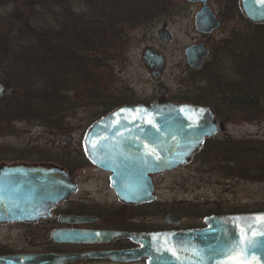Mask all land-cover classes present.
<instances>
[{
  "label": "rangeland",
  "instance_id": "obj_1",
  "mask_svg": "<svg viewBox=\"0 0 264 264\" xmlns=\"http://www.w3.org/2000/svg\"><path fill=\"white\" fill-rule=\"evenodd\" d=\"M63 1L47 0L46 6L58 10ZM66 1L74 5L72 8L74 14L79 10L82 18L91 15L90 11L94 8L97 10V5H104L106 2L113 4V0ZM19 3L16 0H0V81L4 83L12 77L13 64L9 61L17 56L11 57L7 53L12 55L24 44L31 43L25 42L31 40L30 36L20 41L13 37L15 34L16 36L27 34L23 29L29 21L25 19L26 16H21L24 7ZM43 3L44 0H36L35 8L42 10ZM211 6L215 13L225 18L224 25L216 34L218 38L231 36L238 47L244 44L254 51L257 48L258 50L247 55V59L237 54L236 60L232 63L234 68L224 63L225 57L222 56L213 71L215 75L208 76L209 69H205L204 76L195 84H189L184 48L194 41L201 40V37L193 23L197 7L185 3L184 0H128V10L121 9L120 15L115 11L114 14H110L113 17L103 14L104 21L99 18L91 21L90 26L102 28H96L94 32L91 30L95 38H91L93 41L87 43L82 32L83 23L80 22L78 25L69 18L68 21L76 25L70 28V33L62 35L63 41L64 38L69 41L66 42L69 49L66 47L58 50L57 53L63 55L61 59L53 57L50 58L52 61H47V65L41 63L40 71L43 70L44 77L24 82L28 89L18 88L19 94L8 88L7 94L0 99V162L20 158L27 160L54 158L66 161L68 154L67 163L70 162L73 168L77 167L74 171L78 172L80 182H94L95 172L87 170V166L77 163L78 160L74 158L79 156L82 150L78 145L80 138L89 125L103 115L106 105L108 107L111 102L128 100V88L138 93L152 92L154 84L143 62V50L147 45H152L163 48L168 55L169 63L164 83L174 93H197L199 86L203 93L213 92L217 95L215 102L220 104L221 115L224 119H229L226 121L225 131L229 138L224 137V132L219 133L213 137L206 149L195 154L190 163L155 176L158 199L146 210L153 213L166 210L167 207L164 205H170L177 211L176 214L185 215L182 221L185 225L194 222L204 223V216L212 213L232 212L237 209L241 212L263 211L264 42L261 40L263 30L259 31L258 26L242 17L240 0H211ZM76 7L79 9H75ZM102 12L105 11L100 13ZM37 14L43 15L42 11H37ZM41 17L30 21L35 29L38 26H46L47 21ZM166 20L169 23L167 29L174 34L171 43L163 42L158 37V31L164 28L163 22ZM103 22L106 23L105 27ZM67 27L69 28V24ZM128 29L132 34L130 46ZM58 39L55 40L59 41ZM103 42L112 43L110 47L100 49L103 54L100 58L106 62L105 65L95 66L101 61L95 60L94 65L90 63L92 60L89 57H86L87 66H84V62L83 66L79 64L83 54L85 56L89 52L92 54L91 49H98L92 46ZM16 44L20 46L16 47ZM80 45L84 46L85 50L81 54ZM21 56L23 54H20ZM74 58L77 59V64H74ZM22 60L25 62V58ZM38 66V63L30 65L21 63L17 64L16 68L35 76L34 73L39 70ZM211 66L210 64L209 68ZM46 81L48 85L51 84L47 92L43 87L46 86ZM56 87L54 102L52 89ZM30 89L36 90L37 94H34L33 98L30 96L32 103L30 106H22ZM42 90H45V96L41 95ZM199 92L201 94V91ZM216 92H220V95ZM37 98L38 100L49 98V101L47 104H38ZM226 103L233 106L229 108L222 106ZM70 133L73 135L72 143L66 140V135ZM184 202L191 205L185 206ZM159 214H156L158 221L164 222ZM18 230L20 234L16 238ZM36 233H33V228L30 227L18 229L9 225L0 228V238L10 240L11 246L16 249L30 248L32 243L29 235ZM16 239L20 241L19 244L16 243L18 242Z\"/></svg>",
  "mask_w": 264,
  "mask_h": 264
},
{
  "label": "water",
  "instance_id": "obj_2",
  "mask_svg": "<svg viewBox=\"0 0 264 264\" xmlns=\"http://www.w3.org/2000/svg\"><path fill=\"white\" fill-rule=\"evenodd\" d=\"M191 2L208 0H189ZM248 19L264 23V0H241ZM197 28L212 31L220 20L204 7L196 16ZM204 44L187 48L190 67L200 68L208 56ZM8 92L0 81V99ZM226 126L217 121L210 106L156 101L151 105H132L117 108L96 121L89 129L85 143L90 159L106 161L108 169L115 170L114 184L123 185L128 202L141 203L154 200L153 175L175 170L190 163L208 138L224 132ZM125 184L128 189L125 190ZM117 187V186H116ZM76 191V184L64 167L53 163H1L0 164V223L16 219L32 221L40 212L50 211ZM120 192V191H119ZM37 212L38 215H34ZM263 211L211 214L204 217V226L149 233H128L141 246L128 251L129 257L148 258L147 264H264ZM168 223L183 221L180 214H169ZM255 242L245 253L243 250L225 255L244 238ZM118 233L107 234V237ZM63 240L97 239L99 235L63 230L57 233ZM80 255H20L12 257L16 264H64ZM6 260V259H5ZM5 263L4 259L0 260ZM10 264V263H9ZM14 264V263H12Z\"/></svg>",
  "mask_w": 264,
  "mask_h": 264
},
{
  "label": "flooded vegetation",
  "instance_id": "obj_3",
  "mask_svg": "<svg viewBox=\"0 0 264 264\" xmlns=\"http://www.w3.org/2000/svg\"><path fill=\"white\" fill-rule=\"evenodd\" d=\"M19 1H23V3H19ZM16 2L24 7V13H22L21 16H26L25 19L27 21H32L34 18L42 16L41 18L47 21V23L45 24L46 27L48 29H51L52 9L46 6L47 0H44L43 3V15L37 14L38 10L35 8L36 0H16ZM184 2L197 7V12L195 13L193 18V23L195 25L197 33L201 37V40L194 41L184 48V56L188 66L187 73L189 77V84H195L197 80L202 79V77L204 76L203 72H205L203 70L205 69H209V72L207 74L208 76H214L215 73L213 71H215L216 63H218V59L222 56L225 57L223 62L228 63V66H232V63L237 58V54H239V57L247 59L251 52H255L256 50H258V48L256 47L257 49L254 51L253 48H251L250 46L246 47V45L244 44L238 47V44H235V40L231 39V36H229V38L224 36L222 38H218L216 36L217 32L221 30L222 26L224 25L223 22L225 18L224 16L219 15V13L214 12L211 6V0H208L206 3H204L203 1L191 2L189 0H184ZM29 6H31V8ZM206 6L209 7L220 20V26L213 29L212 31L199 30L196 24L197 13L199 11H202ZM68 7V2L64 0L62 7V23L65 28H67L68 20L70 18L68 15ZM241 8L242 7H240V9ZM75 9L79 8L76 7ZM47 11H49L48 16ZM241 12L242 17L247 19V17H245L243 9H241ZM76 13L79 16V10ZM247 20L250 23L252 22L249 19ZM252 24L255 25L257 23L252 22ZM168 26L169 23L167 22V20L164 21V28L158 31V37L163 42L171 43L174 39V34H172L171 31L167 29ZM31 41L32 40H25V42ZM66 42L69 43V41H66L64 38V43L66 44ZM131 42L132 34L128 29V46H130ZM194 44H204L209 49V54L204 59V62L200 68L190 67L187 61L186 50L189 46ZM129 51L130 49L128 48V59L130 56ZM229 57L231 58V60ZM143 62L144 67L150 76L151 82L154 84L152 92L138 93L134 90L131 91L130 88H128V100L121 101L119 103L111 102V105H109L108 107L106 105V109L103 115L94 120L80 138V142L78 145L82 148V150L81 152H79V156H76L74 158L78 160L77 163L83 166H87V170H93L95 172L96 179L94 178V182H80L78 172L74 171L77 167L73 168V165H71L70 162L67 163L69 161L67 159L68 154H66V161L62 159L56 160L54 158H40L29 160L20 158L17 160H3L0 162V164H11L15 162L53 163L55 165L64 167L70 175V179L76 184V191L72 196L53 206L50 211L40 212L37 219H34L32 221H23L20 219H16L8 223H0V228L12 225L18 229H20L21 227L33 228V233H36L38 230H42L41 232H37L36 235H29L30 242L32 243V246L30 248L22 249L17 247L16 249L11 246L10 240L5 241L3 238H0V260L4 259L5 261V263L0 262V264H16L17 262L12 259V257H17L25 254L33 255L35 259H37V255H80V257L67 261L64 264H147L148 258L146 257H141L138 259H131L129 257L128 251L139 248L141 244L128 236V233L141 234L158 231L180 230L201 227L204 225V223L196 222L186 225L183 223H168L167 216L169 214L177 213V211H175V209H172L170 205H164L167 207L166 210H158L156 212L149 213L146 208L150 205H153L158 199V186L155 180V189L153 192L155 197L154 200L141 203L128 202L127 191H122L123 185H116L112 182L115 170L106 168V161H103L101 159L99 163L93 162L90 159L89 153L87 152L85 140L92 125L103 116L111 113L117 108L126 105H151L156 101L171 100L177 103H192L210 106L214 109L217 121L219 123H224L225 125L227 124L229 119H224L219 112L221 110V108L219 107L220 104H215L217 95L213 92L203 93L201 87L197 86V93H174L164 83V76H166L168 70L169 59L163 48L161 49L157 46L147 45L143 50ZM210 64L212 66L209 68ZM199 91H201V94ZM216 93L220 95V92ZM222 106H227L229 108L233 105L226 103L222 104ZM219 133L223 132H218L215 137ZM224 137L229 138L227 132H224ZM66 140L68 143H72L73 135L71 133L67 134ZM64 155L65 154L63 153V156ZM158 174L159 173L154 174L153 179ZM124 187L125 190L128 189V185L125 184ZM186 204L191 205V203L185 202L183 205L186 206ZM168 207L170 209H168ZM156 214L161 215L164 219V222H159ZM34 215H38V213L35 212ZM182 216L183 218L185 217V215ZM41 227L43 229H41ZM63 230L94 233L95 235H99V237L95 240H63L57 236V233ZM112 233H118V235L107 237V234L109 235ZM18 234H20V230L17 231L16 238ZM15 241H18L16 242L18 244L20 243V241L17 239Z\"/></svg>",
  "mask_w": 264,
  "mask_h": 264
},
{
  "label": "trees",
  "instance_id": "obj_4",
  "mask_svg": "<svg viewBox=\"0 0 264 264\" xmlns=\"http://www.w3.org/2000/svg\"><path fill=\"white\" fill-rule=\"evenodd\" d=\"M61 5L62 6L60 8H58V10H56V9L51 10L52 11L51 12V19H52L51 29L50 28L48 29L46 26H41V27L38 26V28L36 27V29H35L34 26L32 25V23H30V21H29V22H26L25 27L23 26L24 27L23 30H24V32L26 31L27 34L23 33L20 36H16V34H15V36H13L14 38L18 39L19 41L22 40V38H24V37L29 38V36L32 40L31 43H29L28 45L24 44L23 47L18 48L19 49L18 52H15L12 55L10 53H7L11 57H14L17 55L15 58H12V60L9 61L15 67L12 66V70H11L12 71V77H11V79L5 81V84L8 88H11L12 90L14 89L13 90L14 93H18V94L20 93L18 88L28 89L27 86H24V82H27L28 80H34L33 78H35V80H39L42 77H44L45 74L42 73L43 70L40 71L41 63H44V65H47V61L48 62L52 61L50 58H53V57H55V58L57 57V58L61 59V57L63 56L62 53H57V52L60 49L66 48V44L63 41L62 35L66 34V32L70 33L69 30L72 26L75 27V25H76L75 23H77L78 25L80 24V22L83 23L82 32L84 33L83 34L84 41H86V43H87L89 41H93V40H91V38H95L93 36L92 32H94L97 29L102 28L101 26H99L100 28L95 27L94 25L90 26V24H92L91 21L93 19L99 18L100 20H103V14H105V16H107V17H109V16L113 17L110 14H114L115 11L118 15H120L122 10L123 11L128 10V0H113V4H107V2H106L104 5H102V4L97 5V7H98L97 10H95V8H94L92 11H90L91 15H87L88 18L83 17L84 18L83 19L80 14L78 16L77 13L74 14L72 12V8L74 7V5L72 6L69 4L68 15L70 17V20H72V21L74 20L75 23H71L68 21L69 28L68 27L65 28L63 26V23H62V21H63V19H62L63 3L62 2H61ZM29 7L31 8V6H29ZM56 8H57V6H56ZM37 10L42 11V13L44 14L43 9L42 10L37 9ZM101 11H105V12L100 13ZM126 13H128V11H126ZM47 16H48V13H47ZM84 23H85V25H84ZM105 24L106 23L103 22V26ZM255 25L258 26L259 31L263 30L262 31L263 32L262 33L263 39H261V40L264 42V23L255 24ZM117 27H119V26H117ZM33 28H34V31H36L35 33H33L34 32ZM29 30H31L30 34L28 33ZM91 30H92V32H91ZM55 39L56 40L58 39L59 41H56ZM83 44H85V43H83ZM95 44H99V45H93L92 48L98 47V49H96L97 51L95 49L94 50L91 49L92 54L90 52L86 56H85V54H83L82 60L79 62V64L81 63L80 65L83 66V62H84V66H87L86 57H89L92 60V62H90L91 64L92 63L94 64L95 60L101 61V63H99V64L98 63H96V65L94 64L95 66L99 67V66L105 65L106 62H104L100 58L103 55L102 52H100V49H101V47H106V46L110 47L112 43L103 42L102 44H100V43H95ZM72 45H74V44H72ZM18 46H20V44H16V47H18ZM67 48L69 49L68 46H67ZM76 49H78V47ZM24 51H26V52L24 53ZM84 51H85L84 46L83 47L81 46L79 49V52H80L79 54L84 53ZM20 54H23V56L20 57ZM24 58H25V62H24V60H22ZM57 61H59V60L57 59ZM73 62H74V64H77L78 61L76 58H74ZM21 63L22 64L26 63L27 65L38 63L39 66L37 68L39 70H38V72L34 73L35 76H32L33 73H26L25 70H21V68H16L17 64H21ZM45 73L47 76V73H48L47 72V66H45ZM30 74H31V76H28ZM46 79H47V77H46ZM45 85L46 86H43V87H44V89H46V92H47L48 89L50 90L51 84L48 85L47 81H46ZM40 89H37V90L39 91ZM56 90H57V87L52 89V92H54V94H52L53 97L55 96ZM44 91L45 90H42V93H41L42 96H45L46 92H44ZM27 94L28 95L25 97L26 100H23L22 106H30L32 104L31 100H30V96L32 97V96H34V94L36 95L37 93H36V90L34 91V89H32V90L30 89V91H28ZM252 94H254V93H252ZM53 99H54V102H56L55 97ZM37 101H38V104H41V103L47 104L49 101V98L47 100H41L40 98L38 100V98H37ZM253 101H254V99H253ZM215 104H217V103H215ZM219 112L221 113V111H219ZM211 141H212V139H207L206 144H205L203 149H206V147L211 143ZM234 160L236 161V158ZM232 212H241V211L239 209H237V210L232 211ZM219 213H222V212H219Z\"/></svg>",
  "mask_w": 264,
  "mask_h": 264
},
{
  "label": "snow or ice",
  "instance_id": "obj_5",
  "mask_svg": "<svg viewBox=\"0 0 264 264\" xmlns=\"http://www.w3.org/2000/svg\"><path fill=\"white\" fill-rule=\"evenodd\" d=\"M258 219H260L261 221H264V216L259 217ZM254 244H255V242L249 240L247 238V232H245L244 238L240 242H238L235 246L230 248L229 251L227 253H225V255H232L234 253H237L238 251L243 250V252L245 253V259H246L248 250L250 248L254 247ZM235 264H242V262L237 261V262H235Z\"/></svg>",
  "mask_w": 264,
  "mask_h": 264
}]
</instances>
